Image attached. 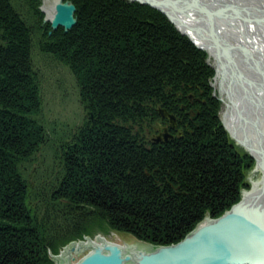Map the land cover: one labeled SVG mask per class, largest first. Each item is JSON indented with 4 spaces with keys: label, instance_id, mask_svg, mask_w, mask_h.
<instances>
[{
    "label": "trees",
    "instance_id": "obj_1",
    "mask_svg": "<svg viewBox=\"0 0 264 264\" xmlns=\"http://www.w3.org/2000/svg\"><path fill=\"white\" fill-rule=\"evenodd\" d=\"M72 2L77 25L47 32V51L77 70L94 121L87 115L63 143L47 208L24 174L49 141L34 118L40 78L29 60L32 40L9 1L0 0V264H54L50 254L110 230L175 245L249 189L254 162L220 120L207 54L150 6ZM159 109L178 128L156 143L157 128L168 126Z\"/></svg>",
    "mask_w": 264,
    "mask_h": 264
},
{
    "label": "water",
    "instance_id": "obj_2",
    "mask_svg": "<svg viewBox=\"0 0 264 264\" xmlns=\"http://www.w3.org/2000/svg\"><path fill=\"white\" fill-rule=\"evenodd\" d=\"M150 6L163 13L182 35L201 50L200 46L214 49L236 77V86L220 89L221 107H227L233 120L224 117L229 129L238 127L231 139L253 144L254 154L248 152L256 162L255 169L260 171L261 182L253 180L252 190L243 191L241 201L218 219L209 216L197 226L183 241L171 246H155L143 243L123 247L98 237L101 244L88 238L86 241L73 242L52 259L58 264H71L75 261L73 253H89L75 264H264V33L226 26L219 3L221 0H127ZM231 16L246 20L247 23L259 21L264 29V0H222ZM211 5L217 12L203 7ZM219 6V7H218ZM77 8L68 0H57L54 15L46 19L57 31L63 28L66 33L77 25ZM249 18V19H248ZM181 24L193 22L204 42L194 40L179 28ZM233 59H244L253 78L247 79L231 65ZM160 116L177 128L176 117L166 110H158ZM94 121L92 114H89ZM174 137L168 129L153 141L160 143ZM254 185V186H253ZM245 193H248L247 196ZM208 220L207 224H204Z\"/></svg>",
    "mask_w": 264,
    "mask_h": 264
},
{
    "label": "rangeland",
    "instance_id": "obj_3",
    "mask_svg": "<svg viewBox=\"0 0 264 264\" xmlns=\"http://www.w3.org/2000/svg\"><path fill=\"white\" fill-rule=\"evenodd\" d=\"M8 1L11 9L20 17V19L22 20V22L27 27L30 33V39L32 40V42L30 44L31 53L29 60L32 63L34 71L36 72V74H38V77L40 78L39 81L40 91L37 94V97L39 98V108L37 112L34 114V118L38 121V124L42 125L45 128L47 134L49 135V141L47 142L46 146L42 149V152L39 155L38 159H34L29 163H25L24 174L28 178L30 177L29 178L30 184L32 185V187H34L36 191V196L34 198L36 202L37 203L39 202L38 201V196H39L40 199L46 201V203L48 204L47 208H49L50 207L49 202L50 201L53 202L52 198L50 200L51 195L49 192L50 189L49 187L60 176L58 173L61 166V156H60L61 149L66 144L65 142L72 140L73 138L72 136L75 137L76 135H78L77 134L78 130L83 128V126L86 123L87 115L89 116V114L92 113L88 112L89 113L88 114L81 102V88H80L77 70H75V68L72 65L66 63V61L59 56V54H53L47 51L50 47V44H49V40L46 37V33L48 32V36L50 37L53 33V30L51 24L49 22H46L47 14L45 13L44 10V0H8ZM55 1L56 0H53V2ZM68 1L72 2V0H68ZM130 3H137V2H130ZM231 14L232 13H229L230 16ZM174 27L177 29L175 25ZM177 31L181 34V32L178 29ZM199 50L207 54L206 61L213 69V76L210 79L211 87L212 89L214 88L213 96L215 98H218L221 102L220 90L217 87H214L217 73L213 65V61L210 55H208L206 51L201 49ZM222 109L223 107H221L220 104V113H219L220 120L222 121V124L225 127V130L230 140L232 141V143L235 145L236 149L239 152L247 154L254 162V167L249 171L247 175L249 189L244 190L246 192H249L252 190L253 183L251 180V175L253 174V171L256 170L255 169L256 162L254 158H252L249 155L248 153L249 150L247 152L244 146L238 144L236 140L231 139L232 134L227 129V126L225 125V122L223 121L222 118ZM167 125L168 126H164V127L159 126L157 128V133L154 135V137L159 136L161 132L164 133V130L166 128L168 129V131H169V127L172 128L170 126L169 120ZM177 128H172V129H177ZM63 143L65 144L63 145ZM258 172H259L258 178L260 181L261 180L260 177L262 176V174L260 171ZM98 237L106 239L108 242L116 243L123 247L125 246L128 247L127 245L132 246L139 244L141 247H144L145 249L147 248L146 246L143 245L142 242L136 240L131 234L119 233L111 230L107 234L98 232L94 236L86 235L84 236L83 239L73 242L86 241V239L90 238L93 241L100 243L97 240ZM71 243H69L68 245H70ZM88 253L89 250H85L80 254L73 253L75 261H72L71 264L77 263ZM50 256L52 259V256L55 255L50 254ZM52 261L54 262V264H58L53 259Z\"/></svg>",
    "mask_w": 264,
    "mask_h": 264
},
{
    "label": "bare ground",
    "instance_id": "obj_4",
    "mask_svg": "<svg viewBox=\"0 0 264 264\" xmlns=\"http://www.w3.org/2000/svg\"><path fill=\"white\" fill-rule=\"evenodd\" d=\"M165 1L172 2L173 0H165ZM56 2H57V0L55 2H53V0H44V10H45V13L47 14L48 19H51L54 15V8H55ZM219 6H220L221 10H223L224 12H227L228 14L232 13L229 10H226L224 8L222 0L219 3ZM203 7L209 8V9H211V11L220 14V12H217L218 10L216 11V9L212 8L211 5H203ZM235 15L236 16L231 17L230 15H226V14L224 15L222 13V16H223V19L225 21L226 26L264 33V29L256 28V26H261V23L259 21H257L255 23L253 20L252 23H247V21L245 19L241 20L240 18H237L238 17L237 14H235ZM176 21L179 24L178 25L179 28H182L181 30L188 33L189 35H191V37H194V40H197V41L203 40L193 22L181 24V19L176 20ZM203 43L204 42L199 41L198 45L200 46ZM200 47L205 49V51L208 53V55H210V57L213 61V65L216 69L217 74H216V78H215L214 87H217L219 90L220 89L228 90V89L236 86V77H234L232 75V73L230 72L229 68H227V64L224 62V60L222 59L220 54L217 53L218 51L216 52L214 49H211V48L206 49L202 46H200ZM231 65L234 67L235 71H238L237 65L240 66L242 68L241 73H244L245 78L253 80L244 59H233V61L231 62ZM224 113H226L229 120H233V118H232L227 107H223V109H222V118H223V121L225 122V125L227 126V129L229 130V132L233 136L235 134V132L238 130V127L230 130L228 127V124L226 122V119L223 115ZM176 122H177V119H176ZM237 142H238V144L244 146L247 151L249 150V152H251V154L254 153L253 145H251L249 143L241 142V141H237ZM258 174H259L258 171H256V170L253 171V174L251 175L252 183H253V180L259 181ZM260 182H261V180H260ZM247 194L248 193H245L246 196H247ZM207 223H208V220L205 221L204 224H207ZM98 241L101 242L100 240H98ZM98 244H101V243H98ZM137 245L140 248V250L145 249L144 247H141L139 244H137ZM127 246L129 247V245H127Z\"/></svg>",
    "mask_w": 264,
    "mask_h": 264
}]
</instances>
